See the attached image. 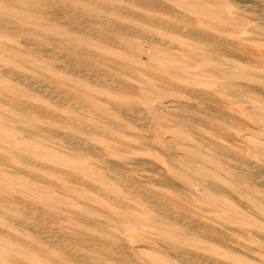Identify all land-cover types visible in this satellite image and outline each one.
<instances>
[{
  "label": "rangeland",
  "instance_id": "obj_1",
  "mask_svg": "<svg viewBox=\"0 0 264 264\" xmlns=\"http://www.w3.org/2000/svg\"><path fill=\"white\" fill-rule=\"evenodd\" d=\"M0 160V264H264V0H0Z\"/></svg>",
  "mask_w": 264,
  "mask_h": 264
},
{
  "label": "bare ground",
  "instance_id": "obj_2",
  "mask_svg": "<svg viewBox=\"0 0 264 264\" xmlns=\"http://www.w3.org/2000/svg\"><path fill=\"white\" fill-rule=\"evenodd\" d=\"M100 24V23H99ZM2 27V26H1ZM241 32H243V31H241ZM32 84V83H31ZM238 84V83H237ZM40 87V86H39ZM41 90V89H40ZM44 90V89H43ZM47 92V91H46ZM44 93H45V90H44ZM46 96V95H45ZM90 109V108H89ZM128 111H130V110H128ZM161 112V111H160ZM180 114V113H179ZM131 120V119H130ZM73 128H75V127H73ZM77 128V127H76ZM95 132H97V131H95ZM74 143H77V145H81L83 148H85L86 150L87 149H90L92 146L91 145H89V144H87V143H83V142H81L80 140L79 141H76V140H74L73 141ZM76 145V146H77ZM80 147V146H79ZM94 148V147H93ZM92 152V151H91ZM236 160V159H235ZM1 161V160H0ZM39 167V166H38ZM30 175V174H29ZM237 180V179H236ZM211 189V188H210ZM243 190V189H242ZM179 197V196H178ZM28 217V216H27ZM22 224V223H21ZM36 229V228H35ZM10 242V241H9ZM84 245V244H83ZM58 256V255H57ZM61 264V263H60Z\"/></svg>",
  "mask_w": 264,
  "mask_h": 264
}]
</instances>
